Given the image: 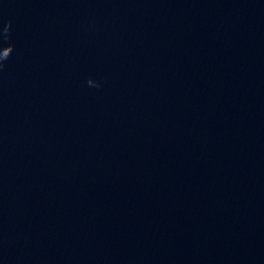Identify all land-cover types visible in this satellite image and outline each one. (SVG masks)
<instances>
[{"label":"water","instance_id":"water-1","mask_svg":"<svg viewBox=\"0 0 264 264\" xmlns=\"http://www.w3.org/2000/svg\"><path fill=\"white\" fill-rule=\"evenodd\" d=\"M0 264H264V0H0Z\"/></svg>","mask_w":264,"mask_h":264},{"label":"clouds","instance_id":"clouds-1","mask_svg":"<svg viewBox=\"0 0 264 264\" xmlns=\"http://www.w3.org/2000/svg\"><path fill=\"white\" fill-rule=\"evenodd\" d=\"M10 27H11V21H9L8 22V25L7 26H5V28H4V33L6 34L5 35V39H7L8 37H7V33L9 32V29H10ZM88 84L90 85V82L88 81ZM96 86H98V85H96Z\"/></svg>","mask_w":264,"mask_h":264}]
</instances>
